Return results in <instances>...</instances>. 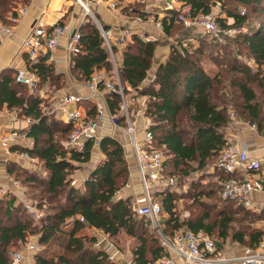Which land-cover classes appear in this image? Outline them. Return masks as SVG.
<instances>
[{
	"label": "trees",
	"instance_id": "obj_1",
	"mask_svg": "<svg viewBox=\"0 0 264 264\" xmlns=\"http://www.w3.org/2000/svg\"><path fill=\"white\" fill-rule=\"evenodd\" d=\"M22 1L26 2L0 0V19H8ZM180 1L191 5L193 15L214 12L219 7L217 22L223 29H234L235 35L213 36L212 40L199 37L197 46L172 43L165 62L158 66L152 81L144 84L153 66L156 43L144 42L133 34L122 51L120 69L124 91L145 98L155 146L167 156L165 174L174 176L176 182L202 172L219 158L228 144L224 129L230 120L229 109L238 107L235 102L240 100L242 112L260 132L264 131V25L259 22L264 17V0ZM168 12L162 20L164 33L175 36L183 25L176 21L175 12ZM256 19L258 23L251 22ZM79 30L81 52L73 60L83 82L98 70L111 73L113 65L95 22L88 19ZM216 45L217 51L207 48ZM31 69L39 76L38 85L57 78L53 66L42 60ZM15 73L5 71L0 75V111L7 108L20 119H30L25 133L34 144L32 148L12 146L11 151H27L41 163L35 169L9 162L7 171L20 185L33 191L37 188L36 207L46 205V210L36 220L25 207L27 201L15 205L12 195L0 199V264H16L10 246L26 241L29 234H38V243L45 247L36 254L35 264H120L96 247V236L85 229L99 230L109 237L123 232L132 239L130 252L135 262L153 264L165 251L153 237L150 220L137 216L131 196L118 195L130 178L123 145L112 135L103 136L99 143L101 161L82 183L73 185L76 172L91 160L93 142H87L83 151L69 149L66 141L72 123L46 112L43 105L47 101L36 90L16 82ZM252 83L260 90V100ZM106 97L110 110L119 113V97L112 93ZM82 104L94 116L96 105L87 101ZM118 119L124 122L121 114ZM225 177L219 171L216 184L209 188H201L199 180L190 182L191 216L184 220L178 214L176 194L169 187L155 190L167 214L164 228L168 236L187 228L238 247L258 245L264 230L250 222L241 223L254 218L255 212L220 196Z\"/></svg>",
	"mask_w": 264,
	"mask_h": 264
},
{
	"label": "built area",
	"instance_id": "obj_2",
	"mask_svg": "<svg viewBox=\"0 0 264 264\" xmlns=\"http://www.w3.org/2000/svg\"><path fill=\"white\" fill-rule=\"evenodd\" d=\"M81 6L85 15L90 16L97 25L107 48L109 59L112 62L111 73L104 69L95 71L90 80L84 83L89 95L80 93H64L57 97L52 105L50 114L73 125L66 146L69 149L83 151L87 142H93L94 147L99 146L103 135V127L107 119L116 125V128L123 131L128 136V143L132 148L139 182L142 193L135 197L133 206L138 216L149 219L154 227L159 231L160 243L165 254L157 259L153 264H264V231L257 246L241 247L239 251L231 252L221 249L211 236L204 231L193 232L183 228L173 236L165 235L161 230L160 217L163 213L161 202L155 197V190L165 189L176 184L174 176L165 174L167 156L162 149L155 146V137L150 129L151 119L145 112V105L142 97L134 93L137 107L129 105L128 95L125 93L120 76L122 67L123 49L126 47L129 38L132 36L130 29L105 27L91 12L89 0H73ZM163 2L165 9L176 13V21L184 28H200L204 34L221 37L235 35L234 29H223L217 22L214 12L193 15L192 7L182 3L180 0H159ZM111 8L116 15H121L117 1L111 2ZM28 7L18 4L13 8L8 16V21L0 19V40L9 39L15 33L22 17L27 13ZM244 14V11L242 12ZM139 23H150L160 31L164 32V25L161 21L148 20L139 16ZM80 29V27H79ZM74 31L67 44V54L69 60L81 52L80 30ZM67 30L64 24H57L51 30L46 29L42 24L36 26L31 33L23 40L21 48L26 54L30 66L19 68L15 73L16 82L27 86L30 90H36L39 76L31 69V65L37 63L41 56L49 55L59 46L62 37ZM139 37L144 42L156 40L154 36ZM106 93H112L119 97V113H113L108 104ZM83 101H90L96 105L94 116L88 114V109L82 104ZM13 118L17 115L11 113ZM119 114L124 118V122H119ZM137 119H131V117ZM28 123L31 122L27 119ZM257 129L258 127H252ZM141 133V136H139ZM264 133V131H263ZM26 133L17 130H9L0 137V144L6 152H11L12 146H24ZM263 155L255 157L250 154L247 147H237L233 142H229L222 149L216 162V168L222 171L226 177L221 181L220 196L222 199L233 200L239 205L252 212H259L252 199V194L264 192V145L261 147ZM21 158L28 161L32 166H38L37 157L31 156L27 151L20 154ZM253 173L254 175H250ZM74 183V182H73ZM13 184L20 186V182L15 178ZM4 186L0 185V198L6 194ZM35 205H26L28 210L35 212L40 219L42 213L36 210ZM83 220V218H81ZM36 243L27 245L26 252L38 250ZM109 259L117 261L116 254H121L120 264H138L132 257L130 251L123 255L114 243H108L104 249ZM116 253V254H115ZM14 263L19 264L25 261V253L21 250L11 254Z\"/></svg>",
	"mask_w": 264,
	"mask_h": 264
},
{
	"label": "crops",
	"instance_id": "obj_3",
	"mask_svg": "<svg viewBox=\"0 0 264 264\" xmlns=\"http://www.w3.org/2000/svg\"><path fill=\"white\" fill-rule=\"evenodd\" d=\"M112 1L118 2L122 13L120 16L113 12L111 8ZM89 2L91 4V12L105 27L127 28L131 30L132 35L136 34L139 36L140 34H144L145 37H155L156 40L152 41L156 43L153 66L149 71V75L144 84H148L152 81L158 66L165 62L170 53L172 43L183 42L186 44L190 41L194 43L197 39V29H200L197 27L192 29H186L183 27V30L181 31L182 33L179 32L175 36H168L150 23H139L137 19L139 17L138 15H142L144 19L147 18L148 20L154 21H161L169 16V12L165 9L163 2L159 0H89ZM19 4L26 5L28 10L18 24L16 33L9 39L0 40V75L5 71L16 72L19 68H28L30 66L21 45L23 40L36 26L42 24L46 29L51 30L57 24H64L67 26V30L62 37L59 46L53 53L43 55L40 58L43 62L53 66L57 78L53 80L49 79L41 85H38L36 92L41 98L48 100L49 107L47 112L49 114L52 105L61 94L71 92L80 93L85 96L89 95L90 92L85 88L81 75L75 70L74 58L69 60L66 50L68 41L74 31L79 29V27L91 17L88 15L86 16L81 6L73 0H26V2L22 1L19 2ZM218 8L219 7H217V9ZM6 21H8V19H6ZM107 94L108 93H106V95ZM142 101L145 102V98H143ZM87 102L91 103L90 101ZM29 125L30 123H28L27 119H20L18 117L13 118L11 110H8L7 108H3V110L0 111V137L7 131L14 129L25 133ZM102 130L104 136L112 135L123 145L125 157L131 170L130 181L125 187L126 190L124 193L128 196L132 195L134 197L133 199H135L139 194L135 196L137 187H134V184L137 183V180L139 181V178H136L138 175L136 176L134 173L136 171L137 174V167L132 148L126 137L127 134L123 135L124 132L118 130L116 125L112 124L108 119ZM226 137L229 142H233V144L239 148H242L243 146L247 147L252 156L261 157L263 155L261 147L264 145V133L262 134L258 131L256 132L248 128H243L237 134L232 133ZM23 143V148H32L34 141L32 138L26 137ZM99 151V146H95L93 147L92 154L96 152L98 157ZM20 154V152L12 151L8 153L0 144V185L4 186L7 191L5 196L12 195L18 198L16 203L19 202L20 199L23 200L25 198L23 193L24 189H22V185L16 186L13 184L14 176L8 173L7 164L9 162H17L24 167L36 169V166H32L28 161L23 160ZM101 159L102 154L100 153L98 159L93 162L91 161L92 163L83 165L82 169L78 170L79 173L77 172L75 177H78L79 183L81 182L80 178L85 179ZM85 168L87 171L84 170ZM134 168H136V170ZM216 171L218 173L220 170L216 169ZM84 172L85 175L82 176V173ZM250 175L254 174L250 173ZM252 199L255 205L260 209L259 212L256 213H264V192L252 194ZM24 201L27 200L24 199ZM27 204L28 202L25 203V207ZM84 231L90 234L92 233L95 236L100 234V231L95 229H85ZM98 240V242H102L100 239ZM107 244V242H102L98 247L105 249ZM236 249L239 251L238 248L233 250L236 251ZM228 251L231 252L230 250ZM116 257L118 262L122 261L121 254H116ZM25 263L30 264L29 261H26Z\"/></svg>",
	"mask_w": 264,
	"mask_h": 264
},
{
	"label": "rangeland",
	"instance_id": "obj_4",
	"mask_svg": "<svg viewBox=\"0 0 264 264\" xmlns=\"http://www.w3.org/2000/svg\"><path fill=\"white\" fill-rule=\"evenodd\" d=\"M214 14L215 16L217 17L218 13H219V8L217 9L214 8ZM140 16V15H138ZM142 17V15H141ZM257 20V19H256ZM251 20V22L253 23H258V20ZM259 22H262L263 25H264V17H262L261 20H259ZM181 30V29H180ZM180 30H178L177 32L179 33H182ZM197 34H196V37L199 38V37H208V40H212V37L213 36H210V35H207V34H204L203 30L202 29H197ZM215 37V36H214ZM222 39H218V43H222L221 41ZM171 42H175V41H171ZM191 43V45H198L199 44V41H195L194 43L193 42H189ZM193 43V44H192ZM208 50H214V51H217L218 50V46L216 45V47L214 46H207ZM243 58H244V61H247L248 59L245 57V55L243 54ZM251 65H252V69L253 70H256V66L252 64V62H250ZM263 69V73H264V68ZM262 72V70H261ZM252 86L256 89L257 91V95H258V99L260 100V90L256 87V83H252ZM126 93V91H125ZM128 95V99H129V105L133 104L131 107H137V99L135 98L134 99V93L133 92H130V93H126ZM48 101V100H46ZM240 103L241 101L239 100L238 102H235V105L238 106L237 108H230L229 109V123H228V126L224 129V133L226 136L230 135V134H234V133H238L241 129L245 128V129H251L252 131H256L257 132V129H254L252 127H255L257 128V125L256 123L252 122L251 120H249L248 116H246L243 112H242V109L239 107L240 106ZM44 107V110L46 108V112L48 110V107H49V103L47 102L45 105H43ZM131 119H137L136 117V114H135V117H131ZM108 121H110V119H108ZM111 122V121H110ZM237 131V132H236ZM263 134V132H260ZM123 135H126V133L124 132ZM139 136H141V133H139ZM127 139H128V136L126 135ZM100 151H99V154H98V157L100 155ZM97 157V154L96 152H94L92 154V158L90 160V162L88 163H92L94 160L98 159ZM218 160V159H216ZM215 159H213V162L210 163L207 167H205V169L202 171V172H195V173H192L191 175L187 176V177H183L182 180H178V182H176L175 185L173 186H170L169 189L170 191H173L176 195V198H177V210H178V214L180 216V219L184 220V219H187L188 217L191 216V208H190V203L192 201V197L191 195L193 194V192L191 191V188H190V182L193 181V180H199L201 181L200 182V186H202L201 188H206V187H213L215 184H216V175H217V171H216V161ZM92 161V162H91ZM41 163V162H39ZM87 163V164H88ZM86 165V164H85ZM37 167V166H36ZM128 167H129V164H128ZM39 169H41V167H38ZM136 170V168H134ZM85 171H87V169L85 168L84 169ZM89 171V170H88ZM78 172V171H77ZM76 172V173H77ZM79 173V172H78ZM129 173L131 175V170L129 168ZM135 175L137 176L136 174V171L134 172ZM85 175V172L82 173V176ZM89 175V174H88ZM138 178V176L136 177ZM81 182H83L84 178H80ZM184 179V180H183ZM78 177H75L74 178V183L73 185H79V181H78ZM129 181H130V178H129ZM137 183L134 184V187H137L136 188V191H135V196L136 195H140L142 193V188H141V185H139V181L137 180L136 181ZM129 183V182H128ZM127 186V185H126ZM125 186V187H126ZM125 187H123L119 194L120 196H123V197H128L127 194L124 193V191L126 190ZM24 189V196L28 202L29 205H35L37 204V198H35L38 194V189H34L31 190L30 188L26 187V186H23ZM14 197V196H13ZM132 198H134L132 195H131ZM24 199L23 200H19V202L16 203V201L18 200L17 197H14V203L15 205L18 204V203H23L24 202ZM134 201V199H133ZM133 203V202H132ZM37 211H39L40 213H45V210H46V205H43L42 208L40 209V207H35ZM27 209V208H26ZM28 210V209H27ZM199 211V210H198ZM196 211L195 213H192V215H196V213L198 212ZM29 214L31 215V217L35 218L36 220H38L39 218L36 216L35 212H33L32 210H28ZM255 217L250 219L248 218L247 220H243L241 223L242 224H246L248 222H250L255 228H258V229H261V230H264V213L262 214H257V213H254ZM138 216V215H137ZM167 217V214L165 212L162 213L161 217H160V220H161V230L162 232L167 235L168 233L165 231V228H164V222H165V219ZM147 219V218H145ZM150 225H151V232L154 233L153 237H155L158 241H160V235H159V231L154 227V225L152 224V222L150 221ZM96 232V231H95ZM92 234V233H91ZM104 233L100 231V234L98 236H96L97 238V242L95 243V246L98 247L102 242H107V243H114L117 247V249L120 250V252L125 255L128 251H130V248L132 247V239L130 237H128L126 234H124L123 232H121L118 236L116 237H109V236H105L103 235ZM38 237L39 235L38 234H29L27 236V239L26 241L24 242H17L15 243L14 245L10 246V256L11 254L14 252V251H17V250H21L25 253V260L26 261H29L30 264H35V256L36 254L44 251L45 247L44 245L42 244H39L38 243ZM99 237V238H98ZM100 239L102 242H98ZM214 240L216 241L217 245L219 247H221V249H224L226 251L230 250L232 251L233 249L235 248H241V247H238V246H234L233 243H230L228 240L223 243L221 242L220 240H218L217 238H214ZM31 243H36L38 246V250H36L35 252H26L27 250V245L28 244H31ZM58 249V248H57ZM55 249V250H57ZM237 250V249H236ZM116 254V253H115ZM25 261V262H26ZM23 262V263H25ZM28 263V262H27Z\"/></svg>",
	"mask_w": 264,
	"mask_h": 264
}]
</instances>
